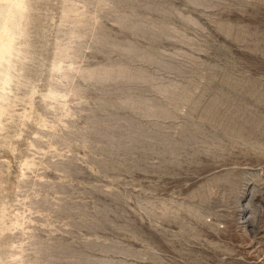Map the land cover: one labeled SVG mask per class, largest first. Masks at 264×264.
Wrapping results in <instances>:
<instances>
[{"label":"rangeland","instance_id":"obj_1","mask_svg":"<svg viewBox=\"0 0 264 264\" xmlns=\"http://www.w3.org/2000/svg\"><path fill=\"white\" fill-rule=\"evenodd\" d=\"M8 11L0 264H264V0Z\"/></svg>","mask_w":264,"mask_h":264},{"label":"bare ground","instance_id":"obj_2","mask_svg":"<svg viewBox=\"0 0 264 264\" xmlns=\"http://www.w3.org/2000/svg\"><path fill=\"white\" fill-rule=\"evenodd\" d=\"M5 1H9V0H5ZM10 12L8 11L6 13V15H5V19H6L5 21L6 22L2 23L3 25L0 29V59H2V60L5 59L6 55H8L7 57H9L11 55L13 35H11V33L9 32L10 31L9 25H10V20H11V18H10L11 13ZM12 26H14V25H12Z\"/></svg>","mask_w":264,"mask_h":264}]
</instances>
